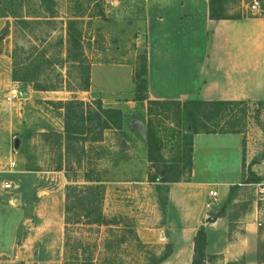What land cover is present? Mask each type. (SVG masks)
<instances>
[{
	"label": "rangeland",
	"instance_id": "374dc122",
	"mask_svg": "<svg viewBox=\"0 0 264 264\" xmlns=\"http://www.w3.org/2000/svg\"><path fill=\"white\" fill-rule=\"evenodd\" d=\"M253 1L227 0L226 12L250 14ZM256 1L264 14V0ZM70 19L79 21L84 67L90 72L88 90L80 88L87 69L67 61ZM144 19V0H0V182L14 183L13 189L0 190V264H155V253L172 248L144 242L137 231L130 181L145 178L149 161L140 153L131 161L112 142L120 133L129 141L135 130L123 131V123L118 131L103 130L107 143L98 149L88 138L99 136L101 122L92 123L86 140L68 134L66 110L58 104L78 99L96 112L97 101L117 109L132 101L144 105L136 100L137 81L146 78L139 75L147 47ZM16 47L17 59L35 67L31 75L36 73L41 83L54 84L56 90H36L32 83L12 79ZM252 107L248 110L253 114L247 116H255ZM83 109L86 112L87 106ZM148 118L145 125L139 123L145 136ZM154 119L167 159L177 158L179 146L181 153L188 149L187 127L185 122L176 126L174 106ZM71 124L80 129L78 122ZM10 160L16 161L14 171H9ZM88 178L103 183V201L93 207L101 205L114 224L90 223L84 216L91 210L88 201L68 188L88 184ZM153 187L150 193L138 192L143 199L139 205L157 200L164 212L166 184ZM67 206L72 210L68 215Z\"/></svg>",
	"mask_w": 264,
	"mask_h": 264
},
{
	"label": "crops",
	"instance_id": "0c3cea01",
	"mask_svg": "<svg viewBox=\"0 0 264 264\" xmlns=\"http://www.w3.org/2000/svg\"><path fill=\"white\" fill-rule=\"evenodd\" d=\"M260 11L214 20L209 18L208 0H144L149 99L245 101L257 108L264 100ZM146 106V101H132L119 107L125 117L122 130L136 134L128 141L120 133L112 141L118 153L135 162L139 153L148 161L147 137L139 127L148 118ZM254 119L246 116L242 133L193 134L190 179L166 184L164 212L155 198L139 205L143 199L138 192L150 193L155 184L148 181L147 171L146 179L130 181L139 237L172 246L160 264H190L193 238L201 227L206 235L204 264H264V198L257 194L259 185L264 186V108L259 121ZM105 134L91 143L100 149L107 143ZM247 169L259 180L244 182ZM210 190L217 192L214 199ZM208 201L210 212L205 208ZM208 217L215 221L207 222ZM210 256L214 258L208 263Z\"/></svg>",
	"mask_w": 264,
	"mask_h": 264
},
{
	"label": "trees",
	"instance_id": "16d2710c",
	"mask_svg": "<svg viewBox=\"0 0 264 264\" xmlns=\"http://www.w3.org/2000/svg\"><path fill=\"white\" fill-rule=\"evenodd\" d=\"M46 2V0H43ZM227 0H208V12L209 18L218 19H233L240 18V15H229L225 9V3ZM19 23H24L23 19H18ZM79 21L77 19H70L68 21L67 34H68V57L67 61L73 66H80L84 70V77H82L81 89L88 90L90 88V72L89 67H84L85 60L83 59V53L81 51V33L78 30ZM18 49L16 47L13 58V71L12 79L17 82L32 83L34 89L48 91L56 90L57 86L54 84L41 83L36 73H32V69L35 67L31 63H25L17 59ZM147 74V56L144 55V60L141 67L140 76ZM138 80V78H137ZM136 100L147 102V145H148V161L150 162V169L148 171V181L157 184H168L171 182L187 181L190 179L191 173V151H192V136L196 133H242L244 132L246 125V116L248 111V105L245 101H204L200 99H188L186 101L180 100H154L149 99L147 96V79H139L136 84ZM96 102V101H95ZM97 112L92 111L91 105L85 103L82 100L72 99L69 101H59L66 110V132L68 134H80L86 140L88 133L87 129L92 128V123L95 121L101 122L98 128L99 136L88 138L90 141H96L103 136V130L109 128H121L124 121V114L121 109L112 107H103L101 101H97ZM83 106H87L85 112ZM171 106H174L176 116V126L179 127L180 123L186 124V130L184 139L188 144V149L183 153L178 147L177 158L167 159L162 150L164 149L163 137L159 134L158 129L155 126V117L161 113H166L171 110ZM264 108V100L257 103L255 110V119L258 120L260 110ZM76 121L79 123L80 129L72 127L71 122ZM85 127V128H84ZM84 128V129H83ZM84 131V132H83ZM66 133V134H67ZM60 169L62 167L60 166ZM244 175V174H243ZM254 173L247 169V176L244 182L258 181ZM80 187L69 185V189L75 191V196L86 199L89 203L91 210L85 212L84 216L89 218L90 223L111 225L115 222L104 214L101 205H97L95 208L93 204L95 201L102 202L104 197V185L100 183V180L92 182L90 178L86 180V183ZM92 182V183H90ZM103 182V181H102ZM67 193V199L69 198ZM163 201L166 205V198ZM67 215L72 211L67 206ZM66 215V223H70L69 217ZM205 246L206 235L204 229L201 227L197 230L193 238V258L190 264H204L205 260ZM172 253V248H169L167 252L162 255H153L155 264H160L166 260Z\"/></svg>",
	"mask_w": 264,
	"mask_h": 264
},
{
	"label": "built area",
	"instance_id": "2783aa9c",
	"mask_svg": "<svg viewBox=\"0 0 264 264\" xmlns=\"http://www.w3.org/2000/svg\"><path fill=\"white\" fill-rule=\"evenodd\" d=\"M105 2H112L113 0H104ZM250 11L254 12L258 10V2L256 0H254L252 2V4L249 7ZM12 97H8L9 100H11ZM16 167V161L14 160H10L9 162V171H14V168ZM14 188V183L12 181L9 180H5L3 182H0V189L2 190H10ZM258 196L261 198H264V186L259 185V189H258ZM209 195L212 199H214L217 196V192L215 190H210L209 191ZM212 203L211 201H208L205 204V208L206 209H211Z\"/></svg>",
	"mask_w": 264,
	"mask_h": 264
},
{
	"label": "water",
	"instance_id": "95a60500",
	"mask_svg": "<svg viewBox=\"0 0 264 264\" xmlns=\"http://www.w3.org/2000/svg\"><path fill=\"white\" fill-rule=\"evenodd\" d=\"M16 144H17V142H16ZM213 221H215V218L214 217H208L207 218V222H213Z\"/></svg>",
	"mask_w": 264,
	"mask_h": 264
}]
</instances>
